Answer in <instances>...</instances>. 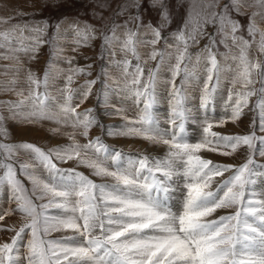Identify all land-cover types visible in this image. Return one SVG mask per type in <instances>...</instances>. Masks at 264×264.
<instances>
[{"label": "snow or ice", "instance_id": "1", "mask_svg": "<svg viewBox=\"0 0 264 264\" xmlns=\"http://www.w3.org/2000/svg\"><path fill=\"white\" fill-rule=\"evenodd\" d=\"M96 3L100 9L107 7L101 0H96ZM254 3L264 7V0H254ZM215 6L219 7L218 4ZM242 6L244 0H228L218 11L205 15L203 22L197 21L192 32L178 30L174 34L178 51L176 64L170 69L172 95L176 99L168 118L171 128H163L154 112L157 73L164 60L163 50H156L155 45L161 41L165 44L168 42V37L161 31L169 19L164 0H148V9L159 7L161 15L159 26L153 25L151 21L144 23L140 14L142 0H132L131 4L119 6L116 15H123L128 7L136 9V13L129 15L123 25H117L114 20L106 24V18L100 12L95 14V18L103 25L101 29L78 19L70 22L69 28L76 37L73 50L91 47V41L99 38L100 60L105 58L109 46L120 39L116 36L117 29L123 28L121 51L126 57L130 55L139 61L137 36L141 27L150 29L152 34L150 44L153 47L150 58L158 60V63L154 69L148 71L145 82L144 69L139 62L135 65V72L130 73L129 69L133 67L131 60L125 58L122 61L125 77H131L129 80L131 98L138 107L143 104L139 115L133 120H127L123 126L100 124L93 116L92 109L77 111L80 104L93 94L92 87L97 82L104 84L101 78L107 73L103 65L97 78L86 81L82 87L79 103L73 105V96L69 89V94L59 105V113L52 111L47 93L41 94L38 91L41 84L47 88L48 72L45 71L41 80L31 70L28 71V82L35 86V90H30L29 96L17 102L15 106L21 107L25 100H30L31 109L19 114L14 113L11 118L27 123H37L41 120H53L58 125L71 123L73 128L80 129L79 134L86 138L87 143H78L74 139V134H69L72 138L71 144L47 150L29 142L8 144L0 140L2 172L0 187L7 185L10 188L12 202L15 204V208L0 209V232L14 233L10 242L0 243V264H23L19 259V241L26 232L30 233L24 252L27 264H264V200L257 202L252 199L246 200V185L255 183L250 178L253 172L250 168V165H254L253 158L250 156L244 164L235 166L218 164L197 154L209 151L219 155H231L240 146L253 148V141L256 139L264 145V137L257 138L254 133L244 136L210 133L212 124H207L203 131L205 134L210 133L213 139L209 140L206 135L203 142H188L185 124L190 118V112L184 105L183 82L179 88L175 85V78L179 75L187 55L189 40L197 42V37L207 36L208 44L205 45L204 51L208 53L207 60L210 66L207 81L210 82L214 79L213 71L218 69L213 49L217 43L229 48L230 37L232 46L240 51L239 71L230 92V97L233 93L236 95L232 121H237L243 115L249 98L258 91L256 103L260 111L258 130L264 132V63L250 62L248 48L252 42L237 35L241 25L230 15L231 11L243 15L240 11ZM258 14L253 12L249 18L248 32L253 37L257 31L255 16ZM129 22L136 25L135 30L128 27ZM61 23L62 21H57L53 25L45 20L31 26L15 25L12 33L0 32V48H6L8 53H11L0 54V59H15L19 62L16 55L19 52L26 55L31 53L29 58L35 59L39 49L45 44L51 43L53 48H58L54 41L60 37ZM206 25L216 27L217 33L222 36L219 42L215 34L204 31ZM16 28L20 29L21 37L13 40ZM25 28L32 33L31 36H23ZM49 28L53 29V35L50 39H44ZM67 32L66 29L65 33ZM25 39L30 42L25 44ZM13 43L19 46L14 48ZM259 50L264 53V32L260 33ZM67 62L71 64L72 58H67ZM91 68L92 65L89 64L70 69L71 74L66 78L68 84L72 83L74 75L91 76ZM253 68L259 69L258 76L261 81L259 90L251 87L255 83L252 78ZM183 70L184 78L187 79L190 74L186 65ZM215 79L218 84V76ZM237 88L240 90L237 91ZM208 91L206 83L205 92ZM107 97L108 93L102 87L97 93L98 102L107 104ZM8 103L12 105V102ZM201 107H206L203 96ZM4 119L0 115V136L7 138L9 133L4 126ZM220 123L222 125L223 121ZM94 126L102 127L108 136L141 138L155 144L162 143L168 147V155L162 161L157 158L153 166L148 165L147 161L150 159L148 156L138 158L139 167L131 160L127 166H123L122 157L125 154L122 150L113 149L99 136L89 139V131ZM59 130L56 128L52 131ZM21 150L30 157L29 160H19ZM89 151L96 155L95 159L88 155ZM100 154L103 155L104 161L110 160V166L114 170H109V166H105ZM259 155L264 156V148L259 151ZM177 159L183 161L182 170L176 168ZM72 160L91 168L96 176L114 178L116 183L97 184L75 169L62 170L59 167L60 163ZM255 167L264 168V165ZM225 173L228 175L225 176ZM175 176H179L184 183L182 213H174L169 203L172 195L178 190V185L174 186ZM21 177L31 184V188ZM216 177L222 179L216 180ZM36 201L46 202L38 204ZM51 207L63 210V215H49L47 210ZM225 208H236L237 211L231 215L208 219L218 210ZM17 213L26 218V222L19 228L3 223ZM65 229H72L78 235L46 239L51 232Z\"/></svg>", "mask_w": 264, "mask_h": 264}, {"label": "rangeland", "instance_id": "2", "mask_svg": "<svg viewBox=\"0 0 264 264\" xmlns=\"http://www.w3.org/2000/svg\"><path fill=\"white\" fill-rule=\"evenodd\" d=\"M101 2L106 3L107 7L104 9L98 8L96 0H0V32L9 31L10 33H12L13 27L15 25H20L22 27L23 25L28 24L31 26L36 23H42L45 20L54 25L57 21H62L60 25V37L54 41L58 48H53V45L51 43L45 44L39 49L38 53H45V65L46 63L48 64L49 61H51L49 65L54 68L58 67L61 73L65 72L67 68L76 69L77 67H84L91 64V76H73V80H78V85H83L82 87L85 86L86 81L95 80L97 78V75L101 71V65H103L107 74L104 75L101 79L104 81V83L106 82V85H102L100 82H97L92 87L93 94L89 96V103L88 101H85L84 103L80 104V107L77 108V111L83 112L85 109H90L94 105V107L98 109L100 115L102 116V125L108 126L116 124L123 126L126 124L127 120H133L137 115H139L140 110H142L143 108V104L141 103L138 107L131 98V94L129 92V80L131 79V77H125L122 61L125 58L131 60V65L133 67L129 69L130 73H133L131 69L135 71V65L139 62L143 69H145L143 79L146 82L147 73L149 70H146L147 68L145 67V64L151 63L153 60L150 58V53L153 51V47L150 44L152 34L150 29L141 27L140 32L137 36L136 43V48L140 56L139 61L131 58L130 55L126 57L125 53L121 51V44L124 38L123 28L117 29L116 36L120 39L114 41L113 44L109 46V49L105 54V58L103 60L98 59L101 51V41L99 38L91 41V47H80L78 51H74V41L76 37L72 34V31L69 28V24L71 21L76 19L81 22L86 21L89 24L95 25L96 28L101 29L103 28V25L95 18V14L97 12H100L106 18V24H110L111 21L114 20L117 25H123L129 15H134L136 13L135 8L128 7L127 11L123 15H116L117 11L119 10V6L131 4L132 0H101ZM142 2L143 7L140 10V14L144 23L147 24L149 21H151L153 25L159 26L161 23L159 7L148 9V0H142ZM227 2L228 0H164V3L167 5L169 19L165 26L161 28V31L163 35L168 37V42L167 44H165L163 41L159 42L155 45V49L158 51L163 50V52L167 53V55L164 56V61H166L164 67L160 66L159 72L157 73L156 104L154 105V112L160 122V125L163 128L172 127V125L168 123V118L171 115L170 109H172V107L176 103V99L172 95V76L170 74V69L176 64V56L178 51V46L176 45L177 43H175L176 41H174L173 38L174 34L178 30L184 31L185 33L192 32V30L196 27L197 21L203 22V18L205 15L211 13L212 11H218L219 8H222L223 5ZM210 4L214 6L208 7V5ZM217 4L219 5V7L215 6ZM240 11L243 13V15H239L235 11L230 12L232 19L238 21L241 25L240 30L237 32V35L243 36L245 40H249L252 42L251 46L248 48V57L250 62L252 64H255L257 61L264 63V53L260 52L259 50L260 33L264 32V7L257 6L254 3V0H244V6L241 7ZM253 12L259 13L255 16V27L257 31L254 37L250 36L248 32V25L250 23L249 18L252 16ZM128 27L135 30L136 25L129 22ZM66 29L68 30L67 34L65 33ZM204 31L209 34H215L216 40L218 42L222 38L221 34L217 33L216 27L212 25H206L204 27ZM31 35L32 33L27 28H25L23 31V36L28 37ZM52 35L53 29L49 28L47 36H45L44 39H50ZM20 37V29L16 28L13 34V40ZM29 42V40H24L25 44H28ZM206 44H208L207 36L197 37V42L189 40L187 55L185 57V60L183 61V64L185 63L190 74L187 79L184 78L183 80V88L187 93V98L186 96H184V105L187 102L186 105L188 106V108H190L189 112L191 111L190 118L185 124V135L188 142H203L206 135L207 138L211 140L212 137L210 133L213 130V132H215V130H221L219 131V134L221 135L244 136L254 133L257 138L264 137V132L258 130V125L260 123V111L256 107L257 96L259 95L258 91L256 95H253L249 98L248 106L243 109V115L235 122H233L231 118L232 109L235 106L234 102L236 100V95L233 93L230 97V92L233 87V80L236 77L237 72L239 71V49L232 46L230 37L228 39L229 48H226L223 44L217 43L215 49H213L214 53L224 54L228 56L227 58L222 57L221 63L220 61H217L218 69L213 71L214 79L213 81L209 82L207 81L208 67L210 66L209 62L207 59L204 60L202 58L204 60L203 61L201 57H199L202 53L207 54V52L204 51V47ZM18 46L19 45L13 43L14 48ZM141 52L142 55H140ZM0 54L11 55V53H8V49L6 48H0ZM16 55L19 57V62H17L15 59H0V115H2L3 117L5 116L4 121L7 120L6 123L8 122V124L11 125V127L8 129L9 136L7 138L0 136V140L8 144L29 142L34 145L40 146L42 149L47 150L61 145L71 144L72 138L69 134H74V139L78 143H87L86 138L79 134L80 130L73 128L71 123H61L58 125L53 120H41L40 122L42 123H27L20 122L19 119L11 118L14 113L19 114L31 109L30 100H25V103L21 107L15 106L17 102L29 96L30 90H35V86L30 85L28 82V71L31 70L36 75V77L40 78L41 80H43L44 73L45 71H47L46 66H42V68L39 70L34 69L36 67V64L38 65V58L30 59L29 56L31 55V53L26 55L23 52H19L16 53ZM69 57L72 58L70 67H68L69 63L67 62V58ZM233 57H236V59H233ZM76 58L84 59L81 60L79 64ZM200 59L202 61H200ZM191 60H197V62L195 63ZM113 70L117 71L113 72ZM54 71L55 70H53L52 73H48L49 76L52 77H48L47 88L45 89L43 84H41L38 91L41 94H44L45 92L47 93L49 97L48 103L51 105L52 111L54 113H59V105L64 102V99L69 94V89H71V95L73 96L72 103L73 105H75L79 103V96L82 87L80 86L74 91L72 88V85H75L73 84L74 82H72L70 85L68 84V82L59 83L58 78L62 74L60 75L59 71H56V74V72L54 73ZM258 71L259 69H252V78L254 79L255 83L251 87L256 90H259V88L261 87V82H258L260 81ZM217 75L219 78L218 84L215 79ZM13 81L15 82L13 83ZM206 83L208 84L209 88L208 92H205ZM102 87L108 93L107 104L98 102L97 99V93L101 91ZM239 90L240 89L237 88V91ZM18 93H22V95H18ZM202 96L205 97L206 101V107L203 108L201 107ZM51 101L54 102V104L51 103ZM8 102H12V105L10 106ZM86 103L88 104L85 105ZM115 109H120L121 111L116 112ZM107 113H111V115H108ZM246 113H250V118L244 117ZM192 117H194L195 119H193ZM247 119L249 121H247ZM191 121H194V126H192ZM221 121H223L222 125L220 123ZM245 123L247 125H245ZM207 124H212V128L210 129L209 134H205L203 131L204 127H206ZM189 125L190 127H188ZM41 126H43L42 128H44V130L40 129ZM56 128H59L60 130L58 132H53L52 130ZM97 128H99V131L95 130ZM35 130L36 132L38 131V133L41 131H46L47 133H45V139H42L43 134L42 136L41 134H39L41 137L38 135V140L31 138L33 137L32 135L34 134ZM96 131L102 137L104 135V138L107 139V145H110L113 149L123 151V153L125 154L122 157L123 166H127L128 161L131 160L136 167H139L138 158H142L144 156L150 157L147 163L149 166H153L157 158L162 161L168 155V147L162 143L152 146V148L154 147V149H157V151L152 152L151 156L149 153L139 151V147L137 146V144H135V142L133 143V139L141 140V138L108 136L105 134L104 129L99 126H94L90 129L89 139L96 137ZM177 134H179L178 128ZM128 140L130 143L127 142ZM144 141L151 145V142L146 140ZM262 148H264V145L260 143L259 139H256L253 141V148L250 149L247 146H240L231 155H219L215 152L209 151H201L197 154L203 156V158L205 159L213 160L218 164L222 163L235 166L244 164L246 160L251 156L254 160V165H250V168L253 169L250 178L254 180L255 183L253 185H246V200L252 199L254 202H257L264 200V175H261V173H264V168L255 167L256 165H264V156L259 155V151ZM88 155L93 159L96 158V155L91 151H89ZM29 159L30 157H28L21 150V152L19 153V160L24 161ZM100 159L103 161L105 166H109V170H114L110 166V160L104 161L102 154H100ZM182 163L183 161L177 159L175 162L176 168L182 170ZM59 167L62 170L75 169L77 172L83 173L84 175L88 176L97 184L112 185L116 183L114 178L110 176L94 175L91 168L77 164L75 160L68 161L66 163H60ZM0 174H2V172H0ZM156 175H159V173H156ZM227 175L225 174V176ZM21 179H24L25 184H27L28 187L31 188V184L24 177H21ZM215 179L221 180L222 177H216ZM174 180V186L178 185V190L172 195V198L179 197L181 200L179 205H173L174 202L172 203V205L170 204L172 211L175 213L176 211L183 209L184 183L179 176H175ZM213 187H215V185H213ZM249 188H251L252 190ZM44 202L46 201H36V203L38 204ZM169 202L171 203V200ZM9 207L15 208V204L12 202V194L10 188L5 185L0 187V209H7ZM181 210L177 213H182ZM236 211V208L220 209L217 211V213H214L213 216L209 217L208 219H215L220 215H231ZM47 212L52 216L63 215V210L56 207L49 208ZM23 222H26V218L17 213L8 217L3 223L7 225H15L17 228H19V226ZM13 235V232H0V243L10 242ZM77 235L78 234L75 233L72 229H65L51 232L50 235L46 237V239H62ZM29 236L30 233L26 232L23 234V238L19 241V259L23 262V264H27V261L24 258V252Z\"/></svg>", "mask_w": 264, "mask_h": 264}, {"label": "bare ground", "instance_id": "3", "mask_svg": "<svg viewBox=\"0 0 264 264\" xmlns=\"http://www.w3.org/2000/svg\"><path fill=\"white\" fill-rule=\"evenodd\" d=\"M31 4V3H30ZM143 32V31H142ZM148 32H149V30H148ZM122 33V32H121ZM173 39V38H172ZM174 41H176L175 39H174ZM176 43V42H175ZM161 44V43H160ZM177 45V44H176ZM140 47V46H139ZM139 49V48H138ZM140 50V49H139ZM150 50V49H149ZM170 54V53H169ZM195 54V53H194ZM198 54V53H197ZM69 55V54H68ZM140 55H142V52L140 53ZM147 55V54H146ZM165 55H167V53H164V56ZM207 55H208V53L207 54H200V56L199 57H201V59L203 58L204 60H206L207 59ZM216 55V59H217V61H220V63L222 62L221 61V59H222V57H226V55H224V54H215ZM228 56V55H227ZM51 57V56H50ZM81 57V56H80ZM193 57V56H192ZM191 57V58H192ZM196 57V56H195ZM36 58H38V60H37V63H38V65L36 64V67L34 68V69H41L42 68V66H46L47 67V72L49 73V72H53V70H55L54 71V73L56 72V71H59V69H58V67H56V68H54V67H52V66H50L49 65V63L47 64L46 63V65H45V63L44 62H46V61H44L45 60V53H37V55H36ZM48 58V57H47ZM52 58V57H51ZM54 58V57H53ZM77 59V58H76ZM84 58H78L77 60H78V62H79V64H80V61L81 60H83ZM200 59V61H202ZM231 59V58H230ZM49 60V59H48ZM52 60V59H51ZM55 60V59H54ZM203 60V61H204ZM224 60V59H223ZM239 60V59H238ZM192 62H197V60H191ZM84 62V61H83ZM165 62L166 61H164L163 60V63L160 65L161 67H164V65H165ZM175 62V61H174ZM226 62V61H225ZM36 63V62H35ZM148 63V62H147ZM157 63H158V60H152V62L151 63H148V64H145V67L147 68L146 70H150V69H154L155 67H156V65H157ZM199 64H200V62H199ZM185 65V63L182 65V68H184L183 66ZM66 67V66H65ZM68 67H70V64L68 65ZM33 68V67H32ZM181 68V71H180V73H179V75L176 77V79H175V85H176V87L177 88H179L180 87V85H181V83L183 82V80H184V77H185V73H184V70ZM199 68V67H198ZM70 69L71 68H67L66 69V71L65 72H62L61 73V71H59V73H60V75L61 76H59V80H58V82L60 83V82H67V76L68 75H70L71 74V72H70ZM197 69V68H196ZM145 70V69H144ZM188 70V69H187ZM41 71V70H40ZM64 71V70H63ZM117 70H113V72H116ZM131 71L134 73L135 71H133V69H131ZM147 72V71H146ZM166 72V71H165ZM168 72V71H167ZM259 72V71H258ZM169 73V72H168ZM188 73H189V70H188ZM193 73V72H192ZM194 73H196V72H194ZM216 73V72H215ZM56 74H57V72H56ZM171 74V73H170ZM113 75H114V73H113ZM256 75V74H255ZM54 76V75H53ZM218 76V75H217ZM48 77L49 78H51L52 76H49V74H48ZM57 78V77H56ZM116 78V77H115ZM119 78V77H118ZM109 79V78H108ZM52 80V79H51ZM110 80V79H109ZM111 80H112V78H111ZM257 80V79H256ZM72 82H74L73 84H75V85H72V88H73V90L75 91L77 88H79L80 86L82 87L83 85H78V80H72ZM80 82V81H79ZM111 82H113V81H111ZM258 82H261V81H258ZM106 83V82H105ZM104 83V84H105ZM257 83V82H256ZM103 84V85H104ZM114 84V83H113ZM106 85V84H105ZM112 85V84H111ZM169 85V84H168ZM254 85V84H253ZM184 86V85H183ZM252 86V85H251ZM256 87V86H255ZM258 88V87H257ZM183 96H186L187 95V93L184 91V88H183ZM27 95V94H26ZM1 96V95H0ZM190 96V95H189ZM252 97V96H251ZM186 98H187V96H186ZM89 100H90V98H88L86 101H88V103H89ZM57 102V101H56ZM129 102H131V101H129ZM51 103H53L54 104V102H52L51 101ZM88 103H86L85 105H87ZM93 104V103H92ZM187 104V102L185 103V106H186V108L189 110L190 108H188V106L186 105ZM91 105V104H90ZM1 106V105H0ZM90 107V106H89ZM191 107V106H190ZM92 108V110H93V116H95L96 117V119L100 122V124H101V122H102V116L100 115V113H99V111H98V109L96 108V107H94V105L91 107ZM90 108V109H91ZM210 108V107H209ZM88 109V108H87ZM166 109V108H165ZM165 109H164V112H165ZM171 110V109H170ZM25 111V110H24ZM214 111V110H213ZM191 112V111H190ZM197 112V111H196ZM199 113V112H198ZM166 114V113H165ZM168 115V114H167ZM198 116V115H197ZM196 116V117H197ZM5 117V116H4ZM244 117H248V118H250V113H246L245 114V116ZM189 120V119H188ZM246 120V119H245ZM7 121V120H6ZM6 121H4V123H5V126H6V128H7V130L11 127V125L10 124H8V122L6 123ZM199 121V120H198ZM247 121H249L248 119H247ZM40 122V121H39ZM192 122V121H191ZM40 123H42V122H40ZM45 124V123H44ZM189 124V123H188ZM192 124V126H194L193 124H194V121L191 123ZM56 125V124H55ZM69 125V124H68ZM116 125V124H115ZM163 125V124H162ZM245 125H247L246 123H245ZM249 125V124H248ZM43 126H41L40 127V129L41 130H44V128H42ZM188 127H190V125L188 126ZM234 127V126H233ZM33 128V127H32ZM192 128V127H191ZM48 129H49V127H48ZM76 129H78V130H80L79 128H76ZM99 128H97V129H95V130H97V131H99L98 130ZM231 130V129H230ZM65 131V130H64ZM96 131V137L97 136H99V137H101V139L103 140V142L106 144L107 143V139H105L104 138V135H103V137L98 133ZM176 131H177V129H176ZM197 131V130H196ZM214 131V130H213ZM212 131V132H213ZM219 131H221V130H218V131H216L215 130V132L216 133H219ZM26 132V131H25ZM80 132V131H79ZM45 133H47L46 131L44 132V131H41V132H39L38 133V131L36 132V130L34 131V134L32 135L33 137H31V138H33V139H37V137H38V135L39 134H41V136H42V134H43V140L45 139ZM72 133H74V132H72ZM76 133V132H75ZM95 133V132H94ZM29 134H31V133H29ZM47 135V134H46ZM40 136V135H39ZM40 136V137H41ZM54 137V136H53ZM213 139V138H212ZM38 140V139H37ZM56 141V140H55ZM119 142H121V141H119ZM128 143H130L129 142V140L127 141ZM135 142V144H137V146L139 147V151H143V152H145V153H149L150 155L152 154V152H156L157 151V149H154V147L152 148V146H154L155 145V143H151V145H149L148 143H146L144 140H137V139H133V143ZM122 145V144H121ZM156 147V146H155ZM205 152H207V151H205ZM203 153V152H202ZM206 154V153H205ZM204 154V155H205ZM153 155H154V153H153ZM152 156V155H151ZM162 157V156H161ZM203 157V156H202ZM208 158H210V157H208ZM153 159V158H152ZM213 161V160H212ZM152 164V163H151ZM222 164V163H221ZM226 175L228 174V173H225ZM253 185V184H252ZM255 187V186H254ZM249 189H251V188H249ZM252 190V189H251ZM256 191V190H255ZM180 198L178 197V198H172L171 199V205H172V203H173V205H179V203H180ZM173 207H176V206H173ZM175 209V208H174ZM181 210V209H180ZM180 210H178V211H180ZM178 211H176L175 213H177ZM182 211V210H181Z\"/></svg>", "mask_w": 264, "mask_h": 264}]
</instances>
